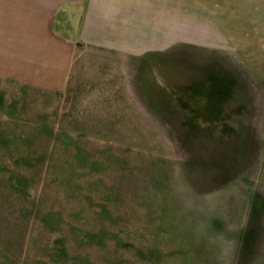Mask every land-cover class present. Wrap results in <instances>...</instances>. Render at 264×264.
Here are the masks:
<instances>
[{"label": "rangeland", "instance_id": "rangeland-1", "mask_svg": "<svg viewBox=\"0 0 264 264\" xmlns=\"http://www.w3.org/2000/svg\"><path fill=\"white\" fill-rule=\"evenodd\" d=\"M137 5L114 124L0 75V264H264V0Z\"/></svg>", "mask_w": 264, "mask_h": 264}, {"label": "crops", "instance_id": "crops-1", "mask_svg": "<svg viewBox=\"0 0 264 264\" xmlns=\"http://www.w3.org/2000/svg\"><path fill=\"white\" fill-rule=\"evenodd\" d=\"M140 17L137 0H0V75L74 95L76 115L112 125L103 117L127 114V33Z\"/></svg>", "mask_w": 264, "mask_h": 264}]
</instances>
